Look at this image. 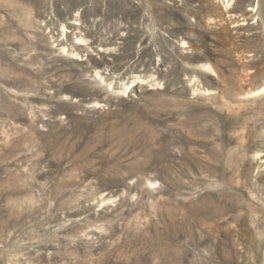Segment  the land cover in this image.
<instances>
[{"label":"rangeland","instance_id":"374dc122","mask_svg":"<svg viewBox=\"0 0 264 264\" xmlns=\"http://www.w3.org/2000/svg\"><path fill=\"white\" fill-rule=\"evenodd\" d=\"M0 264H264V0H0Z\"/></svg>","mask_w":264,"mask_h":264},{"label":"bare ground","instance_id":"6f19581e","mask_svg":"<svg viewBox=\"0 0 264 264\" xmlns=\"http://www.w3.org/2000/svg\"><path fill=\"white\" fill-rule=\"evenodd\" d=\"M227 1H228V0H227ZM224 11H225V10H224ZM224 13H225V12H224ZM229 15H231V14H229ZM229 15H228V16H229Z\"/></svg>","mask_w":264,"mask_h":264}]
</instances>
